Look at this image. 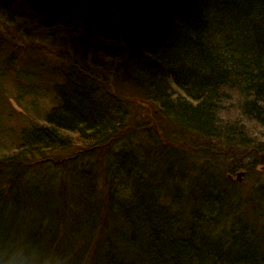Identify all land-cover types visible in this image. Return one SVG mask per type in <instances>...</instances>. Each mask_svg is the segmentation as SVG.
<instances>
[{
    "label": "trees",
    "instance_id": "16d2710c",
    "mask_svg": "<svg viewBox=\"0 0 264 264\" xmlns=\"http://www.w3.org/2000/svg\"><path fill=\"white\" fill-rule=\"evenodd\" d=\"M0 21V76L37 80L41 43L58 76L42 123L0 146V245L26 236L71 264H264V183L232 214L230 176L264 166V0H0ZM130 92L173 127L136 125L155 156L128 143Z\"/></svg>",
    "mask_w": 264,
    "mask_h": 264
},
{
    "label": "rangeland",
    "instance_id": "374dc122",
    "mask_svg": "<svg viewBox=\"0 0 264 264\" xmlns=\"http://www.w3.org/2000/svg\"><path fill=\"white\" fill-rule=\"evenodd\" d=\"M35 20L36 19L34 18L32 20H28L30 22L26 25L27 29H32L33 26L37 25V22ZM1 23L4 25L3 22ZM1 28L2 27L0 25V29ZM61 29V25L55 26L54 30L56 33L54 34V37H58ZM41 32L43 33V30ZM44 32L45 37L46 35L51 37V35L54 33L48 31ZM17 45L19 47V52L25 50L22 48L23 44L21 42L16 41L15 46ZM40 47V52L38 51L36 57H34L35 61L32 57H30L29 64L27 62L30 69L32 67L35 68L33 70L31 69V71L29 72L33 75H38L37 80L32 79L30 80V82H27L25 80L18 79L15 77V74L12 69H8L5 72H1L3 76H0V146L3 147V149L5 150L9 149V146L15 140L14 135L15 137H17V134L19 133L21 128L30 125L31 123H42L45 113L56 105L57 98L51 86V82H57L58 76L54 74L55 70L51 69L50 66H47L48 62L51 63V60L47 56L50 55V48H43V43H41ZM57 64L58 63L56 61L53 62L51 66H58ZM130 93L131 95L128 98L131 100V110H129L130 118L129 120H127V122L130 124V128L128 130L132 129L133 132L136 134L137 138H134L135 136H130V139H128V143L140 152L147 151L151 152L152 154L153 151L152 156H155L157 155L156 152L158 151L156 145L154 146V143L147 140L145 137H139L138 133L140 131H138L136 125H139V123H144L145 125L147 123L149 124L147 125V128L152 129V125L160 124L163 125V127H165L169 132L173 131V127L163 115H160V113L157 112V109L148 106V104L145 103L144 100L139 97V95L134 94L132 92ZM12 131L15 132L14 135H12ZM190 138L193 140L194 143H198V140L195 136ZM243 155L244 157H249L250 155H252V153L250 152V149H244ZM188 163L189 166L187 172L191 175L193 174V171L190 169L191 162ZM217 165L219 166L220 164L218 163ZM256 169H259L260 172L258 173V176L246 174L244 172V175H242L241 179L238 181L243 184V187L238 186L234 188L237 192H239L242 204L240 205L239 209H237L235 212H232V214L238 213L242 215L246 213V193L249 190L253 191L252 188L254 187V184L257 180H259L261 183H264V173H262L264 172V166H259V168ZM237 172H235L233 175L229 174L231 176V179L236 182ZM187 181L184 182L187 183ZM182 186H184V184ZM235 220H237V216H233L230 221L234 222Z\"/></svg>",
    "mask_w": 264,
    "mask_h": 264
},
{
    "label": "clouds",
    "instance_id": "9594fccd",
    "mask_svg": "<svg viewBox=\"0 0 264 264\" xmlns=\"http://www.w3.org/2000/svg\"><path fill=\"white\" fill-rule=\"evenodd\" d=\"M0 264H71L70 256L26 236L0 245Z\"/></svg>",
    "mask_w": 264,
    "mask_h": 264
},
{
    "label": "water",
    "instance_id": "95a60500",
    "mask_svg": "<svg viewBox=\"0 0 264 264\" xmlns=\"http://www.w3.org/2000/svg\"><path fill=\"white\" fill-rule=\"evenodd\" d=\"M244 175V172H237L236 173V180L239 181L241 179V176Z\"/></svg>",
    "mask_w": 264,
    "mask_h": 264
}]
</instances>
